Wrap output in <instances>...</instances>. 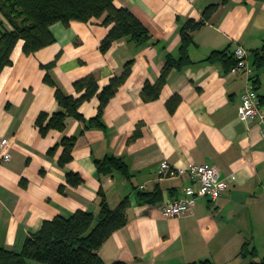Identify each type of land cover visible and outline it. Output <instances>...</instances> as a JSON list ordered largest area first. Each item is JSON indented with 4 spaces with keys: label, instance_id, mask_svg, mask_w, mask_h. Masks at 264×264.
I'll return each mask as SVG.
<instances>
[{
    "label": "crops",
    "instance_id": "1",
    "mask_svg": "<svg viewBox=\"0 0 264 264\" xmlns=\"http://www.w3.org/2000/svg\"><path fill=\"white\" fill-rule=\"evenodd\" d=\"M113 3L148 29L147 41L121 38L102 52L100 43L110 27L103 24L104 15L67 25L55 22L49 27L53 43L26 54L18 40L10 64L0 71V136L9 140L12 155L0 166V247L20 250L26 236L57 215L83 210L96 219L102 192L111 209L125 198L130 203L126 224L97 250L106 264H264V119L238 118L248 83L244 71L205 60L213 50H247L264 115V65L256 67L253 56L264 43V0ZM210 4L218 6L191 33L189 63L172 68L159 96L144 100V84L157 82L168 57H179L181 27L188 19L199 20ZM128 61L130 73L105 105L101 126L89 123L99 107L93 96L78 106L79 117L66 116L62 130L41 134L39 116H48L46 124L61 109L57 88L77 98L73 82L98 69L99 92L112 77L121 76ZM46 74L53 83L44 80ZM176 96L171 111L167 103ZM71 137L72 158L60 164L61 141ZM105 157L120 158L127 175L99 174L95 162ZM163 161L173 175L161 173ZM191 162L216 166L227 189L215 200L199 196L179 216H164L162 207L191 183ZM69 172L82 182L69 183ZM140 193L147 200H140Z\"/></svg>",
    "mask_w": 264,
    "mask_h": 264
},
{
    "label": "trees",
    "instance_id": "2",
    "mask_svg": "<svg viewBox=\"0 0 264 264\" xmlns=\"http://www.w3.org/2000/svg\"><path fill=\"white\" fill-rule=\"evenodd\" d=\"M246 2V0H242ZM218 4L206 6L199 20L188 19L180 29L181 44L177 59L168 57L156 83L146 82L141 96L144 100L155 99L165 83L172 68H182L189 63L188 48L192 44L191 33L200 29L210 18ZM103 16L104 25L110 26L100 43V50L106 52L113 41L129 38L136 43L149 39L148 29L126 8L116 7L113 0H0V71L10 64L11 52L18 40L23 41V52L33 53L54 42L50 25L62 22L67 25L70 20L88 21L91 18ZM256 67L264 65V43L254 50ZM208 62H221L230 70L236 65L234 54L228 49L213 50L205 58ZM131 61L124 65L120 77H112L108 84L99 92L98 81L100 71L94 69L85 76L76 79L73 87L80 96L75 98L64 95L58 88L54 96L61 109L54 112L44 124L48 116L42 114L37 119L41 134L48 129L62 130L68 115L79 117L78 106L85 100L96 96L99 100L97 115L89 121L90 124L101 126V115L105 105L113 97L118 87L124 82L131 70ZM45 67V66H43ZM44 80L53 83L48 74ZM179 97L168 101V107L173 111ZM137 134V133H136ZM75 138H63V151L60 164L71 160V151ZM53 148L49 151L52 152ZM99 174L118 172L127 175L125 163L117 157H105L95 162ZM66 179L72 185H79L81 177L73 172L66 174ZM99 212L95 219L92 213L76 210L69 216L57 215L44 220L40 229L25 237L20 250L0 247V264H106L97 253L100 245L110 235L122 228L127 221L126 210L130 203L128 198L121 200L115 209H111L106 197L99 192ZM140 200H147L148 195L140 193ZM112 264H127L125 261H115Z\"/></svg>",
    "mask_w": 264,
    "mask_h": 264
},
{
    "label": "built area",
    "instance_id": "3",
    "mask_svg": "<svg viewBox=\"0 0 264 264\" xmlns=\"http://www.w3.org/2000/svg\"><path fill=\"white\" fill-rule=\"evenodd\" d=\"M234 57L237 62L232 70L242 69L248 81L240 97L238 118L244 122L248 119L262 122L264 115L260 111V98L252 83L249 53L242 46H237L234 50ZM261 136L264 138V127L261 129ZM11 158L9 140L0 136V166L10 162ZM160 171L168 175L175 173L174 170L169 168L166 161L161 162ZM187 174L191 183L183 188L182 195L170 200L162 207L161 211L164 216H179L192 209L199 196L215 200L227 189V182L219 177L218 168L214 165L191 162L187 168ZM195 183L198 185V189L194 188L193 184Z\"/></svg>",
    "mask_w": 264,
    "mask_h": 264
},
{
    "label": "rangeland",
    "instance_id": "4",
    "mask_svg": "<svg viewBox=\"0 0 264 264\" xmlns=\"http://www.w3.org/2000/svg\"><path fill=\"white\" fill-rule=\"evenodd\" d=\"M1 17V16H0Z\"/></svg>",
    "mask_w": 264,
    "mask_h": 264
}]
</instances>
